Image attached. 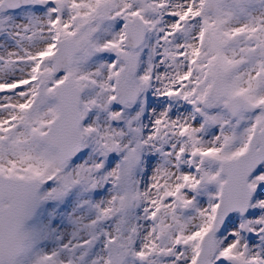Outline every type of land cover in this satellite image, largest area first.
<instances>
[{"label":"snow or ice","instance_id":"1","mask_svg":"<svg viewBox=\"0 0 264 264\" xmlns=\"http://www.w3.org/2000/svg\"><path fill=\"white\" fill-rule=\"evenodd\" d=\"M0 264H264V0H0Z\"/></svg>","mask_w":264,"mask_h":264}]
</instances>
